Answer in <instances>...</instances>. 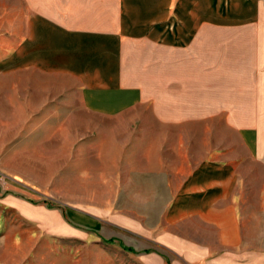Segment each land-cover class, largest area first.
<instances>
[{"label":"crops","instance_id":"1","mask_svg":"<svg viewBox=\"0 0 264 264\" xmlns=\"http://www.w3.org/2000/svg\"><path fill=\"white\" fill-rule=\"evenodd\" d=\"M104 2L18 0L13 10L0 0V170L20 180L9 186L27 195L39 187L54 193L50 148L59 138L65 200L79 196L86 202V181L73 180L72 163L77 133L80 151L87 148L89 110L97 112L96 122L110 120L111 132H125L123 138L150 135L152 123L160 124L163 137L174 126L170 133L186 138L182 129L190 127L193 140H207L194 150L121 148L120 165L143 162L147 171L142 190L136 182L133 189L129 176L122 191L134 201L162 204L166 229H191L174 233L188 250L211 249L189 237L195 228L210 229L223 249L242 247L243 170L248 161L264 165V0H111L110 15L98 13ZM132 41L174 52L175 65L127 66L124 52ZM57 79L77 93L85 112L78 132L71 118L57 129V108L72 106L71 99L50 97L49 85L54 92ZM137 104L175 107L176 113H125ZM103 129L96 127V133ZM154 164L159 189L151 185ZM2 201L33 216L34 206L23 197L10 194ZM136 220L123 215L115 225L140 233L145 227ZM79 221L88 224L86 217Z\"/></svg>","mask_w":264,"mask_h":264},{"label":"rangeland","instance_id":"2","mask_svg":"<svg viewBox=\"0 0 264 264\" xmlns=\"http://www.w3.org/2000/svg\"><path fill=\"white\" fill-rule=\"evenodd\" d=\"M6 1L8 7L14 10L18 0ZM111 12V0H105L103 10L98 13L110 15ZM124 56L127 66L139 69L161 66L170 68L175 65L174 52L146 41L129 42ZM56 82L54 92L49 85L50 97L54 93L57 99L72 100L71 107L57 108L62 112L56 114L57 129L63 130L71 118L73 132H78L79 115L85 113L76 102L78 95L74 90L67 91L64 88L67 85L64 80L57 79ZM45 93L41 91V95ZM125 113L139 116L174 114L176 108L137 104ZM86 114L87 134L83 142H87V148L80 151L77 133L76 140L73 139L76 145H73L72 163L73 180L86 181V202H79V196H73L72 202L65 200L63 171L59 170L63 160V154L60 155L63 151L62 139H54V147L50 148V161H54L56 169L53 172L56 173V185L50 189L54 193L49 190L41 192L44 190L40 187L37 188L40 192L28 195L13 191L9 184L17 178L0 170L4 175L0 184V264H259L264 259V165L248 161L243 170L246 181L239 207L245 218L244 245L238 249H223L218 236L212 235L210 229L195 228L189 237L204 240L211 249L208 252L188 250L177 241V238L183 236L174 233L191 229H166L160 217L162 204L134 201V195L123 193L122 185L128 181L129 176L133 180V189H138V186H134L136 182L142 190L147 171H144L143 162L138 164L132 161L130 167L124 163L120 165L118 160L122 156L119 151L127 145L150 148L152 152L160 146L175 145L194 150L207 140H193L190 127L182 129L186 138L176 139L175 134L170 133L176 130L174 126L167 127L169 133L163 137L159 123H152L150 135L141 132L139 137L123 138L125 132H111L113 124L110 120L96 122L97 112L94 110ZM98 126L104 129L97 134ZM152 157L154 162L156 155ZM155 165L151 170V185L159 189L160 170ZM10 194L23 197L32 204L33 216L26 217L16 207L4 203L2 200ZM123 215L133 216L145 228L140 233H133L116 226L117 218ZM75 216H78L77 219ZM79 216L86 217L88 224L80 223Z\"/></svg>","mask_w":264,"mask_h":264},{"label":"built area","instance_id":"3","mask_svg":"<svg viewBox=\"0 0 264 264\" xmlns=\"http://www.w3.org/2000/svg\"><path fill=\"white\" fill-rule=\"evenodd\" d=\"M4 179L3 173L0 172V184L2 183V180Z\"/></svg>","mask_w":264,"mask_h":264}]
</instances>
